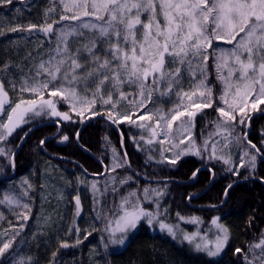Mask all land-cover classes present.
I'll return each mask as SVG.
<instances>
[{"label": "snow or ice", "instance_id": "6c2138e0", "mask_svg": "<svg viewBox=\"0 0 264 264\" xmlns=\"http://www.w3.org/2000/svg\"><path fill=\"white\" fill-rule=\"evenodd\" d=\"M17 2L0 0V9L11 11ZM58 6L62 7L59 19L52 18L49 23ZM44 16L43 24L29 23L27 28L18 25L10 29L30 34L38 31L47 38L49 48L47 60L41 59L21 76L18 101L11 99L5 86L7 81L13 91L17 89L15 76H10L12 64L0 65V160L15 168V150L7 146L18 129L38 119L53 121L57 131L62 132L63 122L84 123L102 118L110 125L128 124L141 130L139 138L132 139L138 149L149 153L146 163L154 160L151 153L156 150L154 145L159 144L157 164L175 167L185 156L193 155L206 161L211 179L217 174V162L233 176L239 177L241 169L248 172L244 179L255 176L258 159L264 163V129L259 145L250 139L248 129L253 113L264 114V0H52ZM52 37L56 40L55 48L50 47ZM210 63L214 64L216 79L223 86L218 95L209 80ZM126 87L131 91H125ZM24 93L33 98H24ZM173 96L176 101L170 109L150 107L158 98L171 100ZM62 104H67L69 110H60ZM125 104L127 107L121 111ZM207 109L218 115L206 122L205 128L212 127L214 131L200 144L194 129L197 117L206 116ZM73 113L78 119L74 120ZM31 130L24 132L20 140ZM144 132L149 135L145 137ZM75 136L79 139V131ZM104 139L107 141L108 137ZM69 140V135H61L60 142ZM39 143L43 146L46 140ZM125 146L121 133L120 148ZM168 152L170 156L166 155ZM233 156L238 157V165L233 163ZM130 168L128 153L121 154L112 147L111 163L94 174L107 176L103 190L96 181L90 184L96 219L102 225L100 228L93 225L92 231L104 233L105 250L110 246H126L139 226L146 223L149 228L158 226L174 240L182 234L183 241L209 258L225 252L231 231L220 223V217L210 221L215 229L211 236L209 232H181L179 225L166 222L168 209L160 210L167 184L163 188L146 186L138 193L129 185L134 176L117 172ZM200 170L195 169L190 178L197 179ZM259 179L264 182V177ZM234 183L224 189L225 199ZM22 185L32 188L27 179ZM28 189L22 193L4 190L0 198V205L7 207L16 219V223L9 221L8 227L0 230V264H35L32 256L22 254L20 240L31 215L30 204L22 200L29 196ZM109 193L119 197V202L110 204ZM97 194L104 197L102 202ZM73 199L75 215L79 217L82 211L79 192ZM148 204H155V210L145 206ZM177 216L185 223H202L199 217L179 213ZM4 219V213L0 212V220ZM73 230L81 232L78 224L69 228V234ZM80 243L79 238L75 244L61 241L60 247ZM56 255L52 253L50 264H55ZM234 255L242 257L243 264H264V231L247 250L237 247ZM208 264L213 262L210 260Z\"/></svg>", "mask_w": 264, "mask_h": 264}, {"label": "trees", "instance_id": "16d2710c", "mask_svg": "<svg viewBox=\"0 0 264 264\" xmlns=\"http://www.w3.org/2000/svg\"><path fill=\"white\" fill-rule=\"evenodd\" d=\"M31 5V7H29ZM52 6V0H18L9 11L8 8L0 9V65L12 64L10 76H15L17 89L13 91L5 81L11 99L15 102L20 99L19 83L21 76L27 73L29 68H34L41 59L47 60L49 45L45 43L46 37L38 31L31 34L27 31L12 32L10 29L18 25L27 28L29 23L37 25L45 21L44 12ZM62 7L58 6L56 12L48 19H59ZM6 13V15H5ZM55 37L51 38L50 47L55 48ZM44 47L41 48V44ZM76 45H74L75 47ZM31 53V56L28 54ZM210 82L216 91L215 68L210 63ZM24 98H33L29 93H24ZM60 110L68 111V105L62 104ZM206 116H198L194 135L197 143L202 144L208 133L214 131L212 127L205 128L207 121L214 120L218 115L212 109L205 110ZM250 128V139L260 144L261 129H264V114L253 113ZM73 118L75 117L73 113ZM85 127L79 132V139L75 133L82 125ZM27 137L21 141L24 132ZM138 130L128 124L110 125L102 118H93L84 123L63 122V130L57 134V126L47 118L37 120L35 123L26 124L18 129L11 138V144L7 147L16 150L15 168L7 165L6 161L0 160V198L4 190L21 193L16 187V182L22 177H29L31 181V195L24 202L31 207L30 220L25 225L21 234V247L23 255L32 256L35 264H50L53 260L52 253L56 252L55 264H243V258L234 255L237 247L247 250L248 245L259 239V234L264 231V163L258 159L254 177L244 179L248 175L245 169H241L239 177L224 171V165L216 163L215 179L210 178L206 170V161L198 160L193 156H185L175 167L168 164H157L160 159L159 144H155V151L151 154L154 160L146 163L147 151L140 150L132 137H137ZM121 133L124 135L125 148L121 149ZM69 135L70 140L60 142L61 135ZM108 137L106 141L104 138ZM46 140L41 146L39 141ZM138 139V137H137ZM143 147V142H140ZM112 147L121 154L128 153L130 169H118L120 175L132 174L134 180L129 182L132 189L138 193L143 192L144 187L163 188L167 184V195L160 201L161 211L168 209L167 221L170 224L177 222V213L181 216L199 217L204 222L203 226L213 217H220V222L228 226L231 231V240L228 248L218 258H209L203 253L196 252L188 243H181L160 233H151L145 224H142L132 235L129 242L121 249L110 246L104 248L105 236L101 231H92L102 227L96 219L93 203V194L90 184L98 182V187L103 190L107 176L94 175L104 171V164L111 163ZM95 158V159H94ZM103 161L104 163H101ZM233 163H240L237 156H233ZM200 168L197 179H191L192 172ZM44 172H50L46 174ZM138 173V174H137ZM42 175L54 176L52 184L43 187ZM55 179V180H54ZM84 181V183H79ZM235 181L224 205L221 206L225 197L224 189L229 183ZM210 185V186H209ZM65 189L61 197L62 218L52 215L47 219L46 211H49L50 199L57 200L56 187ZM86 186V189H84ZM88 186V188H87ZM209 188L203 192L207 187ZM46 190V193H44ZM127 187L124 189L126 192ZM79 192L81 198V215L76 224L81 229L78 234L73 230L69 234V228L74 225V201L68 202V196ZM203 192V193H202ZM202 193V194H201ZM47 196L46 206H42L40 195ZM123 194V193H122ZM192 196L189 199V196ZM97 198L104 200L97 194ZM111 204L119 202V197L111 193L107 195ZM216 205V207H211ZM102 206V205H101ZM151 210L155 204L145 205ZM69 208V210H68ZM20 209H17L19 212ZM67 212V213H65ZM4 220H0V230L8 227V222L16 223L15 216L4 208ZM251 221V223H249ZM203 228V229H204ZM63 229V230H62ZM63 231V232H62ZM91 231V235L87 233ZM87 236V239L84 237ZM82 243L75 247L61 248V241L75 244L77 239Z\"/></svg>", "mask_w": 264, "mask_h": 264}, {"label": "rangeland", "instance_id": "374dc122", "mask_svg": "<svg viewBox=\"0 0 264 264\" xmlns=\"http://www.w3.org/2000/svg\"><path fill=\"white\" fill-rule=\"evenodd\" d=\"M143 19H147V17L145 16V17H143ZM218 44H220L221 46H223V47H230V46H228V45H224L223 44V42H217ZM54 46L56 45V40L54 39V44H53ZM214 68H215V66H214ZM225 74H226V70H225ZM188 79V76L186 75L185 76V80H187ZM209 80H210V77H209ZM215 81H216V91H214V93L215 94H219L221 91H222V84L216 79V70H215ZM184 88H185V90H188L189 89V85L187 84V83H185L184 84ZM125 91H131V89H128L127 87L125 88ZM31 95V94H30ZM105 96H107V92H105ZM176 101V97L175 96H173L172 97V99L171 100H169L167 97H165V98H163V101H161L159 98L157 99V103H155V104H153V105H151L150 107L152 108V109H155V108H163V109H165V110H167V109H170V108H172L173 107V103ZM127 107V105L125 104V106H124V108H122L121 109V111H123V110H125V108ZM68 109H69V106H68ZM39 120V119H38ZM248 131H249V129H248ZM141 135V130H138V134H137V137L139 138V136ZM143 135L145 136V137H147L149 134L147 133V132H144L143 133ZM140 142H143V141H140ZM17 149V148H16ZM166 155H171V153L170 152H168V153H166ZM189 156H193V155H189ZM193 157H195L196 159H198V160H200L201 158L200 157H197V156H193ZM44 173H46V174H50V172H44ZM41 176H42V179H41V182L44 184V186L43 187H49V185L50 184H52L51 182H52V178H55L56 179V177H54V176H46V175H42L41 174ZM24 179H27L28 181H29V183L31 184V181H30V179H29V177H22L21 179H19L17 182H16V187H18V190L22 193V191L23 190H25V189H28V186L27 185H22V181L24 180ZM54 179V180H55ZM87 188H88V186H87ZM49 189V188H48ZM84 189H86V186H85V188ZM62 190L64 191V192H66L65 191V189H63L62 188ZM28 192H29V196L28 197H22V200H23V202L26 200V199H29V197H30V195H31V189H28ZM44 193H46V190H45V192ZM72 196L74 197L75 195L74 194H72ZM71 195H69L68 196V202H70V200H71V198H73ZM57 202L55 203V200H54V198H52V197H49V199H50V204L48 205L49 206V211L47 212L46 211V215H47V219L46 220H48V219H52V215L55 217V214H53L54 212H57L56 214H57V216H61V218H62V216H63V214H64V212H61V197L59 196V194H58V196H57ZM40 199H41V205L42 206H46L45 204H47L46 202H49L48 200H47V196H42V194L40 195ZM74 206H75V213H76V205H75V200H74ZM4 208H5V206H2V205H0V212H3L4 211ZM68 210H69V208H68ZM152 210H155V207L152 209ZM65 213H67V212H65ZM75 213H74V224H76L77 223V220L79 219V217H77L76 215H75ZM178 217V216H177ZM184 217H193V216H190V215H186V216H184ZM201 221V220H200ZM211 221V220H210ZM210 221L206 224V228H204V226H203V224H204V222L202 221V223H200V224H191V223H185V222H183V221H181V220H179V217H178V219H177V222L174 224V225H179V229L181 230V232H187V233H189V234H192V233H196V232H200L201 234H203V233H205V232H209V234H210V236H211V233L212 232H214L215 231V229L213 228V226L211 225V223H210ZM221 223V222H220ZM143 224H145L146 226H147V228L149 229V231L151 232V233H160V234H162V235H165V236H167V237H169V238H171V239H173L171 236H169L166 232H161L160 231V229H159V227L158 226H156V227H154V228H149V226L146 224V223H143ZM223 224V223H222ZM142 225V224H141ZM140 227V226H139ZM204 228V229H203ZM63 230V229H62ZM63 232V231H62ZM212 238H214V237H212ZM181 240H183V237H182V234H181V236H180V238L179 239H177V241H179V242H181ZM185 242H187V241H185ZM192 247H193V249H194V245H191ZM121 248H123V247H119L118 249H121ZM115 249H117V247H115ZM215 258H218V257H215ZM214 259V258H213Z\"/></svg>", "mask_w": 264, "mask_h": 264}, {"label": "bare ground", "instance_id": "6f19581e", "mask_svg": "<svg viewBox=\"0 0 264 264\" xmlns=\"http://www.w3.org/2000/svg\"><path fill=\"white\" fill-rule=\"evenodd\" d=\"M84 127H85V125H82L81 128L79 129V132H80ZM18 151H19V150H17V152H18ZM94 159H95V158H94ZM209 186H210V185H209ZM209 186H208L203 192H205V191L209 188ZM56 192H57V194H60V195H64V194H65V192L62 190V188H60L59 186L56 187ZM203 192H202V193H203ZM202 193H201V194H202ZM72 197H73V196H72ZM74 197H75V196H74ZM74 197H73V198H74ZM73 198H71L72 201H74ZM71 200H70V201H71ZM225 201H226V199H224V201L222 202L221 206L224 205ZM56 202H57V200H55V203H56ZM74 213H75V209H74ZM79 219H80V217H79ZM79 219H78V220H79ZM78 220H77V221H78ZM181 243H187V242L181 240ZM187 244H188V243H187Z\"/></svg>", "mask_w": 264, "mask_h": 264}, {"label": "water", "instance_id": "95a60500", "mask_svg": "<svg viewBox=\"0 0 264 264\" xmlns=\"http://www.w3.org/2000/svg\"><path fill=\"white\" fill-rule=\"evenodd\" d=\"M90 121V120H89ZM85 125V124H84ZM59 133V132H58ZM58 135V134H57ZM18 150H19V148H18ZM15 153H17V151L15 152Z\"/></svg>", "mask_w": 264, "mask_h": 264}]
</instances>
